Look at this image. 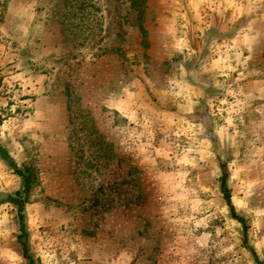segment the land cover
<instances>
[{"label": "rangeland", "instance_id": "obj_1", "mask_svg": "<svg viewBox=\"0 0 264 264\" xmlns=\"http://www.w3.org/2000/svg\"><path fill=\"white\" fill-rule=\"evenodd\" d=\"M0 147V264H264V0H0Z\"/></svg>", "mask_w": 264, "mask_h": 264}, {"label": "trees", "instance_id": "obj_2", "mask_svg": "<svg viewBox=\"0 0 264 264\" xmlns=\"http://www.w3.org/2000/svg\"><path fill=\"white\" fill-rule=\"evenodd\" d=\"M0 159H2L13 170L14 174H16L17 176L22 178L24 186L27 187V185L29 183L28 174L25 173L24 171L19 170L16 167L14 161L10 158L9 154L7 153V151L4 150L1 147H0ZM220 170H221V176H220V179H219L220 180V189L222 191V194H223V197H224V200H225V204L228 207L229 214L234 220L238 221L243 226V229L245 230V223H244L242 218L237 217L235 215L234 207H233V204L231 203V200H230L229 191H228L227 185H226L227 176H228L227 168H226V166L224 164H221L220 165ZM10 202L15 204L18 207V222L20 224V229L23 232V230H24L23 214H22L23 202L21 200H18V199H12ZM22 246H23V250L25 251V245L23 243H22ZM248 250L251 252L252 256L255 257V253L252 251V249H248Z\"/></svg>", "mask_w": 264, "mask_h": 264}]
</instances>
